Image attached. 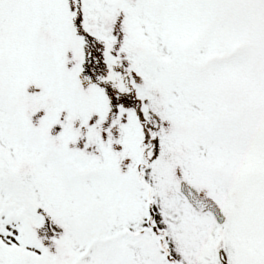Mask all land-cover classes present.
Here are the masks:
<instances>
[{"label": "snow or ice", "instance_id": "snow-or-ice-1", "mask_svg": "<svg viewBox=\"0 0 264 264\" xmlns=\"http://www.w3.org/2000/svg\"><path fill=\"white\" fill-rule=\"evenodd\" d=\"M0 264H264V0H0Z\"/></svg>", "mask_w": 264, "mask_h": 264}]
</instances>
